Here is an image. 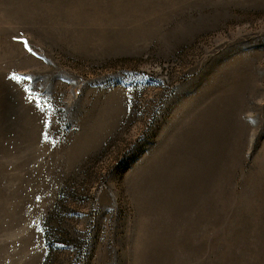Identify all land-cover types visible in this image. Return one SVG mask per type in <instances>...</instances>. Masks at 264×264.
Here are the masks:
<instances>
[{
  "label": "rangeland",
  "instance_id": "obj_1",
  "mask_svg": "<svg viewBox=\"0 0 264 264\" xmlns=\"http://www.w3.org/2000/svg\"><path fill=\"white\" fill-rule=\"evenodd\" d=\"M0 264H264V0H0Z\"/></svg>",
  "mask_w": 264,
  "mask_h": 264
},
{
  "label": "trees",
  "instance_id": "obj_2",
  "mask_svg": "<svg viewBox=\"0 0 264 264\" xmlns=\"http://www.w3.org/2000/svg\"><path fill=\"white\" fill-rule=\"evenodd\" d=\"M54 220H55L54 213L53 214L51 213L44 222V224L48 225V227L43 229L44 239L50 251L53 250L51 239L54 235V230L51 225L54 222Z\"/></svg>",
  "mask_w": 264,
  "mask_h": 264
},
{
  "label": "snow or ice",
  "instance_id": "obj_3",
  "mask_svg": "<svg viewBox=\"0 0 264 264\" xmlns=\"http://www.w3.org/2000/svg\"><path fill=\"white\" fill-rule=\"evenodd\" d=\"M26 91H27V89H26ZM34 102V101H33Z\"/></svg>",
  "mask_w": 264,
  "mask_h": 264
}]
</instances>
